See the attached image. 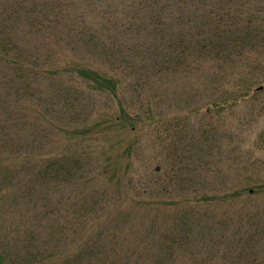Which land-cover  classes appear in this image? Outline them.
Returning a JSON list of instances; mask_svg holds the SVG:
<instances>
[{"label": "trees", "instance_id": "16d2710c", "mask_svg": "<svg viewBox=\"0 0 264 264\" xmlns=\"http://www.w3.org/2000/svg\"><path fill=\"white\" fill-rule=\"evenodd\" d=\"M63 1L0 0V206L18 191L24 212L19 239L0 236V264H264V199L253 201L264 197V182L230 186L208 161L230 145L227 137L179 122L182 114L215 116L260 91L246 71L264 55V0ZM103 1L120 2L106 9ZM35 38L51 41L47 53L37 55ZM172 84L187 111L171 124L147 116V104ZM210 84L217 93L234 89L235 98L196 101ZM102 100L125 103L124 115L88 127ZM112 122L132 132L170 125L175 139L163 140L162 151L175 198L159 173L142 192L114 189L125 165L88 137ZM62 195L70 213L58 209ZM141 199L161 201L160 216L175 214V223L149 224Z\"/></svg>", "mask_w": 264, "mask_h": 264}, {"label": "rangeland", "instance_id": "374dc122", "mask_svg": "<svg viewBox=\"0 0 264 264\" xmlns=\"http://www.w3.org/2000/svg\"><path fill=\"white\" fill-rule=\"evenodd\" d=\"M91 1L93 4L96 2H102V0ZM63 2H69L73 4L76 2H81V0H65ZM103 2L104 3L102 4L107 9L108 7L110 8L111 5H119L120 1ZM85 3H89L88 0ZM77 6H81V3H79ZM50 44L51 41L44 38H35L32 40V46L36 48L35 51L37 52V55L47 53L50 49ZM69 54H72L70 49L64 51V55L69 56ZM64 55L62 58L60 56V59L64 60ZM76 57L77 59L84 58L82 53H77ZM247 70L248 72L246 71V73L248 79L251 78L253 82L252 84H254L253 92L255 88H259L260 93L254 92L253 96H251L249 99L242 100L235 106L229 104L227 109L221 110L220 112H215L214 114H217L215 116L204 115L202 113L197 116H184L183 114L179 115L180 112L187 111V106L185 107V105L189 103H187L186 98H183L185 95H182V93L180 95L177 93L176 95V91L179 92L181 89L177 88L173 84L170 87V90L166 88V90L163 91V96L160 98V100L153 102L151 101L147 104L148 111L146 115H156L155 117L164 116V119L168 121L167 124L178 121V119L176 120L175 117L179 115L180 123L193 124L200 122L201 124L209 125L208 127H216L220 132L217 135L224 134L229 140L230 145L226 147V149H218V151L215 149L213 152H210L208 161L216 166V170H220V174H225L226 180L223 181H227L228 184L234 188L237 185L246 182H264V55L261 59L253 64V67H250ZM192 82L197 83L198 86L203 88V83L201 85L198 80H194ZM232 82L237 83L238 80L233 79ZM221 86L222 83L219 82L218 88ZM207 89L208 90L206 91L205 89H202L201 93H196L198 97L195 98V100L199 101V103H208L212 101L211 98L214 99L213 101L218 100L219 97L220 101L224 99H230L232 97L235 98L233 95L230 97L234 89L231 91H227L226 89L223 93H217L215 91V89H217V85L211 87V84ZM240 89L244 90L243 83H241ZM220 91H223V89ZM228 92H230V94H228ZM2 96L4 95L1 94V97ZM122 104L124 105L120 106ZM122 104L121 101L119 102L117 100H114V102H105L102 100L97 109L100 112H94V116L89 119L88 123H90V125L88 127H91L98 122H105L107 119L114 118V120H116L117 118L122 117V115H124L122 109L127 108L125 103L122 102ZM142 120L143 123L141 125L147 126L148 120L145 116H142ZM110 124V126L103 127L102 129H90L91 132L88 134V137H91L92 143L93 145H96V148H106L113 153L112 158L115 162L114 164L125 165V172L123 174V178L125 179L116 182L115 185L117 187L114 186V189L117 190L118 188V190H123L128 188L133 192L131 187L134 186L137 192H142V186L150 183L152 178L151 176H154V173H159L161 174V177H159L161 181L164 180L163 182L167 184L170 183L168 186L170 190L166 192V195L169 199L175 198L179 192L174 190L173 186L171 185L172 179L171 174L169 173V170L171 169V161L167 158L168 156L163 154L162 151L164 150L162 147L163 140L172 142L175 139L174 133L170 132V125H165L162 128V125L157 122V125L153 127L152 130L147 128L140 129L139 126L135 132H132L130 128L124 129L114 125L115 122ZM164 128L165 132L163 131ZM209 135L213 139L217 137L214 135V133L213 135ZM96 138L97 141H95ZM103 158L112 163V160H109L110 156H107V158L104 156ZM157 168L160 169L157 170ZM131 174L134 175L132 178L133 182L126 181V178L130 177ZM109 175L115 177L118 175L117 168L113 165ZM202 176L215 180H217L218 177L217 175L214 176V174L211 173H203ZM105 179L108 180L109 176L107 177L106 175ZM101 184L106 186L104 181L101 182ZM14 192L10 193V199L13 201L6 203L3 207L0 206V236H8V239L6 240L8 242L9 238L19 239L24 231V227L21 225V217L24 213L21 204L23 203V200H19L18 194H13ZM140 197L142 196H138V198ZM50 198L51 201H53V196L49 197L48 199ZM263 199L264 197L259 195L255 197L253 201L254 203H257ZM141 200L140 208L142 213L148 216L149 224L153 223L157 224L156 226L166 227L172 226L175 223V214L169 215L166 213L167 211H165L164 215L160 216L159 206L161 207L162 211L161 201L153 200L152 204H149V202L145 203V201L149 199ZM242 200L243 199H240L239 202L244 203ZM67 201V196L64 197L63 195L59 197L58 200H56V202H58L57 204H59V207L56 206V208L58 207V209H60L59 211L63 214H66V211L70 213L73 210L72 206ZM171 201H166V204L172 203ZM250 203L252 204L251 201H249V204ZM62 218H64V215ZM141 225L142 224L140 222L139 226ZM10 244H15V242Z\"/></svg>", "mask_w": 264, "mask_h": 264}, {"label": "water", "instance_id": "95a60500", "mask_svg": "<svg viewBox=\"0 0 264 264\" xmlns=\"http://www.w3.org/2000/svg\"><path fill=\"white\" fill-rule=\"evenodd\" d=\"M160 168H157V170H159Z\"/></svg>", "mask_w": 264, "mask_h": 264}]
</instances>
